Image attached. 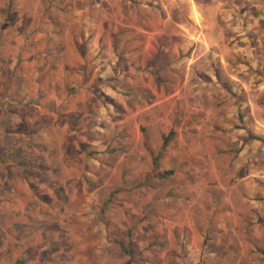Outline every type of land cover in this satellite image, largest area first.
I'll return each instance as SVG.
<instances>
[{
    "label": "rangeland",
    "instance_id": "374dc122",
    "mask_svg": "<svg viewBox=\"0 0 264 264\" xmlns=\"http://www.w3.org/2000/svg\"><path fill=\"white\" fill-rule=\"evenodd\" d=\"M260 250L264 0H0V264Z\"/></svg>",
    "mask_w": 264,
    "mask_h": 264
},
{
    "label": "trees",
    "instance_id": "16d2710c",
    "mask_svg": "<svg viewBox=\"0 0 264 264\" xmlns=\"http://www.w3.org/2000/svg\"><path fill=\"white\" fill-rule=\"evenodd\" d=\"M251 138L253 139H258L259 137L257 136H252ZM166 144V139L163 142V146ZM260 253L264 256V251L260 250ZM23 255L18 256L16 264H27L26 260L22 257Z\"/></svg>",
    "mask_w": 264,
    "mask_h": 264
}]
</instances>
